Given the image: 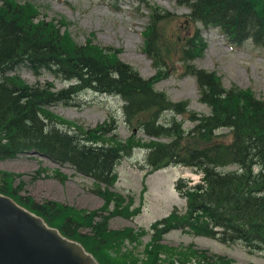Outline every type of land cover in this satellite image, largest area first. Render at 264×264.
Instances as JSON below:
<instances>
[{
	"label": "rangeland",
	"instance_id": "obj_1",
	"mask_svg": "<svg viewBox=\"0 0 264 264\" xmlns=\"http://www.w3.org/2000/svg\"><path fill=\"white\" fill-rule=\"evenodd\" d=\"M30 3L39 9V17L51 20H67L68 32L77 44H85L87 40L104 46L120 47L119 55L123 61L133 65L145 77L156 73L152 60L143 52L144 36L142 31L150 22L154 10L161 13L170 11L168 18L157 22L159 31L160 61H164L170 68L169 74L157 85L176 100H188L190 106L200 113L209 112V108L200 101L199 88L194 77L180 69L179 59L183 46L188 39L195 46L207 45L205 54L196 60V65L210 71H215L226 86L233 84L250 89L257 96H264V50L252 41L240 45L235 44L219 28L201 26L198 29L203 40L199 41L195 26L186 19L187 6L179 5L174 0H153L151 6L141 4L136 0H16ZM156 6V8H154ZM202 43V44H201ZM19 73L30 82L35 83V76L26 68H20ZM45 77V76H44ZM64 82L58 80L57 85ZM123 102L120 98L91 90L82 92L76 106L62 104L52 106V110L68 120L85 126H95L105 122L111 115L118 118V135L127 139L131 135V128L126 125L122 115ZM186 126H190L189 123ZM147 137L138 134L135 140H145ZM146 150L137 148L130 157L125 158L118 166V181L113 187L114 192L123 193L133 191L137 194L136 204H140L139 192L142 188V176L145 166ZM180 167L167 171L155 172L148 179L149 190L139 214L132 218L117 215L110 220L113 230L134 228L142 231L149 230V223L167 216L175 206L185 211L187 202L177 195L174 184L179 176ZM0 170L13 173L15 185L23 184L22 194L30 195L33 199L44 201L56 200L62 206L57 222L63 217L64 206L74 210H96L103 206V199L94 191L98 185L94 179L75 172L69 166H60L41 155L21 154L13 159H0ZM125 194V193H124ZM160 205V206H159ZM144 207V208H143ZM145 210V212H143ZM148 210V212H146ZM151 210V211H150ZM67 216V215H66ZM86 234L89 232L85 226ZM148 233L141 241L130 238L120 242L121 255L104 256L107 264H126L129 258L125 253H132L142 257L145 255V244L149 242ZM92 245L96 242L89 239ZM129 242V245L127 244ZM168 246L180 247L193 244L200 250H208L227 255L237 264H264V251L250 253L240 243L224 245L204 237L176 231L164 237Z\"/></svg>",
	"mask_w": 264,
	"mask_h": 264
},
{
	"label": "trees",
	"instance_id": "obj_2",
	"mask_svg": "<svg viewBox=\"0 0 264 264\" xmlns=\"http://www.w3.org/2000/svg\"><path fill=\"white\" fill-rule=\"evenodd\" d=\"M11 5L8 0H0V73L23 57L31 61L37 71L55 70L68 78H78L80 86L96 85L101 89L124 93L128 99L126 111L129 113L145 109V105L159 103L150 86L123 64L114 63L116 76H113L112 69L104 66L110 64L102 62L104 56L100 53L92 55L83 48L75 49L73 55L62 52L64 42L57 29L44 22L34 23L33 16L21 8L12 9ZM221 5L217 12L200 9V14H209L222 24L232 22L233 26L230 27L236 31H247V35L252 33L259 41L264 39V23L260 15H257V19L252 16L251 20L244 16L237 22L235 17L230 18L228 15L233 14L230 9L236 12L240 8L239 0H230L226 4L221 2ZM9 18L15 22L7 21ZM201 77L207 80L205 96L214 107V113L202 119L199 130L212 132L220 125L235 129L234 116H238L237 112L241 111L243 116L253 114L255 118L258 117L249 121H258L264 132V103L247 99L241 104L233 97L238 95L233 91L223 94L219 85L213 84L211 75L202 74ZM51 90L50 83L44 84V87H30L3 76L0 82V152L10 154L23 149L25 144L34 143L40 149L69 159L82 171L101 180L109 179L117 157L113 147L103 143L95 146L77 134L68 135L55 126H46L40 118L41 106L66 99L72 91H76L74 86L55 92ZM228 94V97H222ZM221 118H226V121ZM145 125L148 129L154 127L149 123ZM156 129L163 131L164 127L157 126ZM168 146L174 152L173 143ZM176 153L180 158L178 161L201 166L208 172L209 188L199 192V198L193 202L194 211H198L195 208L198 207L203 212V225L208 226L205 232L211 233V225H219L226 229L224 236L250 235L256 241H263L264 149L258 141L250 142L248 146L234 141L228 145L186 146L183 152ZM256 153L261 154L262 158L254 161L251 156ZM229 162L240 164L243 170L222 175L213 168ZM254 164L259 166L258 173L253 171ZM66 225L63 227L66 233L75 235V229L69 231Z\"/></svg>",
	"mask_w": 264,
	"mask_h": 264
},
{
	"label": "water",
	"instance_id": "obj_3",
	"mask_svg": "<svg viewBox=\"0 0 264 264\" xmlns=\"http://www.w3.org/2000/svg\"><path fill=\"white\" fill-rule=\"evenodd\" d=\"M0 264H96L82 249L39 226L10 200L0 197Z\"/></svg>",
	"mask_w": 264,
	"mask_h": 264
},
{
	"label": "bare ground",
	"instance_id": "obj_4",
	"mask_svg": "<svg viewBox=\"0 0 264 264\" xmlns=\"http://www.w3.org/2000/svg\"><path fill=\"white\" fill-rule=\"evenodd\" d=\"M193 1L195 4L199 5L200 9H202L204 11L210 10L211 12H217V9L222 6L221 2L226 4L230 0H193ZM239 2H240V8L238 10H236V12H233L234 9H230L229 11H231L234 15L233 14L228 15L230 18L235 17V20L237 22H240L242 17H244V16H246L248 18V20H251L252 16H254L257 19L258 18L257 15H259L257 13V12H259V8L264 7V0H239ZM11 20L12 19L9 18V20H7V21H11ZM12 21H14V20H12ZM262 23H264V22H262ZM228 26H233V23L229 22ZM19 28L21 29L20 25H19ZM22 58L23 57H20L19 60H21ZM8 71H9V69H6L0 73V82L3 79V76H6L8 74ZM50 79L55 80L56 77L52 76ZM70 80L74 83L80 82V80L78 78H75V77L70 78ZM204 81H207V80H204ZM212 93L215 94V90H213ZM119 97H120V99H123L125 97L124 93L122 94L121 92H119ZM258 110L259 109H257L256 111H258ZM242 114L243 113L240 111V112H237L238 116H234V118H235L234 119L235 129L233 130V141H234V143H237V144L246 143L248 146V144L250 142L258 141V144L264 149V132L259 127L260 124L258 123V121H249V120H256L258 117L255 118V115H253V114H247L245 116H243ZM258 116H260V115H258ZM221 120L226 121V118H221ZM56 126H59L58 123H56ZM67 134L71 135L69 133H67ZM251 157L254 161H257L260 158H262V155L256 153L255 155H252ZM242 170L243 169L225 171V172H222V175L226 174V173H230V172H241ZM208 188H209V181H208V174H207L205 179L202 181L201 189L207 190Z\"/></svg>",
	"mask_w": 264,
	"mask_h": 264
}]
</instances>
